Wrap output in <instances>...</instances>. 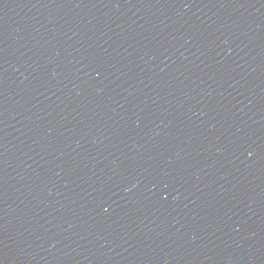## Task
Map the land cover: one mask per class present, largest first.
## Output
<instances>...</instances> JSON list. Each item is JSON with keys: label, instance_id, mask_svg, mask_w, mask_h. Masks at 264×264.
I'll return each instance as SVG.
<instances>
[{"label": "water", "instance_id": "water-1", "mask_svg": "<svg viewBox=\"0 0 264 264\" xmlns=\"http://www.w3.org/2000/svg\"><path fill=\"white\" fill-rule=\"evenodd\" d=\"M0 264H264V0H0Z\"/></svg>", "mask_w": 264, "mask_h": 264}]
</instances>
